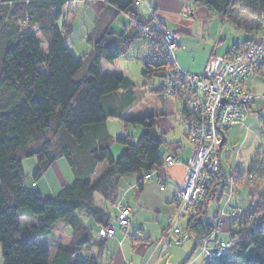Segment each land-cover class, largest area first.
<instances>
[{"label":"trees","instance_id":"1","mask_svg":"<svg viewBox=\"0 0 264 264\" xmlns=\"http://www.w3.org/2000/svg\"><path fill=\"white\" fill-rule=\"evenodd\" d=\"M69 1L0 0V9L9 14L7 21L0 16V24L6 30L2 28L4 32L0 39L2 264H100L96 258L79 260L74 257L80 249L89 252V244L101 255L106 242L105 238L100 237L94 241L91 229L76 214L83 212L100 228L108 227L112 223L111 216L97 204V196L115 205L118 178L142 173L137 181L141 190L145 175L156 171L159 179L164 176L165 155L161 153V148H167L174 157L180 150L179 143H166L155 132L152 115L121 119L125 127L131 125L143 129L136 141L127 135L114 139L106 128L107 121L118 116L106 112L103 98L119 89H129L130 81L124 75H103L100 62L102 59L113 62L132 40L143 37L141 24L146 19H141L134 5L135 0H103L127 15L129 21L133 20L122 34L106 29L98 38H87L93 52L84 72L83 58L76 57L65 45L72 33L71 26L57 23L60 8L70 5ZM87 1L90 0L78 3ZM190 1L204 6L220 21L232 20L240 11L255 21L264 20V0ZM8 3L13 7L10 8ZM19 4L24 8L17 13ZM34 28L39 30L41 39L32 33ZM43 43H46V50L41 48ZM148 45L153 49L151 44ZM158 49L161 53L142 63L141 75L146 81L161 79L162 83L152 91L162 93L172 61L161 45ZM180 92L185 93L183 89ZM114 142L125 147L117 160L112 159L110 152ZM31 144H35L33 150L21 156L20 152ZM224 144L225 138L223 147ZM222 151L219 153L220 160ZM30 156L38 160L39 167L33 175L34 179H38L57 158L64 157L73 174L72 182L61 186L55 197H45L25 187L22 158ZM102 163L106 164V168L94 176L96 167ZM234 173L237 174L234 175L236 182L245 175ZM247 174L253 178L258 172L251 166ZM258 176L262 184L261 193L253 202L249 201L242 216L229 217L239 227L237 231L229 229V253L212 260L205 255L206 264H228L233 253L231 241L234 239L238 242L235 257L241 264H264V223L260 227L249 225L258 215L264 216V170ZM226 186L228 183L220 163L203 202L186 217L185 230L191 233V239L194 237L191 254L198 245L208 248L206 242L214 235L218 225L215 217L213 221L209 219L208 205L220 199ZM25 208L36 217V222L24 228L23 232L19 217L20 211ZM60 220L70 225L72 238L66 248H58L50 262L48 251L38 244L37 239L51 235ZM216 245L220 244L216 242L208 249Z\"/></svg>","mask_w":264,"mask_h":264},{"label":"crops","instance_id":"2","mask_svg":"<svg viewBox=\"0 0 264 264\" xmlns=\"http://www.w3.org/2000/svg\"><path fill=\"white\" fill-rule=\"evenodd\" d=\"M144 2L145 0L140 1L138 6L136 7L139 14L140 4ZM80 5H85V7H81ZM148 8V10L155 11L157 16L158 14H161L160 17L158 16V18L163 26L168 29L170 28V26L169 24H166L167 21H178L182 16H187L183 13L184 10H187L186 7H183L181 14L179 5H173L169 10L166 7V4H159L158 0H156L154 8H152L151 6H149ZM60 11L61 14L57 23H67L72 28L71 36L66 41L65 45L67 44L70 48L74 49V51L81 54L83 59L88 58L89 63L91 61L93 52L92 45L90 43L88 45H85L81 40V37H84L86 35L91 39H95L101 36L106 29H111L113 31V22L118 19L121 14L125 15L124 13L117 11L113 6L105 3L103 0H90L72 6L64 5L60 8ZM85 13H87L91 18V25L89 26V28H87V30H84L82 28L84 25L82 17H85ZM211 14L212 15L210 16V20L212 21V24L209 27V32L211 33L212 37V42L209 43L211 46L207 47V45H205L204 49V45H202V49L194 50L192 46L181 39L182 35H179L178 48L175 52V63L188 72L202 73L206 63L212 56L222 55L227 53L232 48H241L250 44L251 42H256L262 35L264 29L263 21H255L251 16L243 11H240L236 16H233L232 20L225 21L218 20L213 12H211ZM140 17L142 18L143 16L140 15ZM229 23L233 24L232 31L225 30V26H227V24ZM170 25H172V23ZM32 33L36 38L41 39L39 37L40 32L38 29H32ZM75 37H78L77 41H75ZM42 46L46 48V43H43L41 45V48ZM116 60H114L113 62H107L102 59L100 62L101 72L103 71V61L106 62V64H108L109 67L113 70ZM113 75L121 74H108L105 76ZM122 75L126 76L129 79L131 89H119L118 91L104 97L103 107L106 112L118 116L119 119H131L134 117H125V114H123L122 111L129 108L133 104L136 96L140 93H138L137 90L134 89L132 75L127 71L123 72ZM256 76H259L264 80V67L256 72L250 79L252 80ZM248 85L250 90L254 93L251 85L249 83ZM152 90L150 92L156 93ZM180 91L181 90L175 92L174 95L183 98L185 101V106L183 107L185 108V111H183L182 108V114L189 127L191 117L188 113L186 104L188 95ZM136 93L137 95H135ZM259 99L260 98H258V100ZM251 109L252 106L248 111H251ZM239 126H232L226 131L225 144L228 139V135H230L233 130L238 129ZM106 128L109 133L108 121L106 123ZM142 132L143 129L141 127L130 125L128 128L124 126V132L121 136L115 137L110 133L109 134L114 139L127 135L133 141H135ZM179 146L180 150L178 151L176 157L180 162L171 165H165L164 176L161 179L157 177L156 171L150 174L149 179L142 178L141 190L138 189L137 181L140 176H142V173L134 175L135 178H132L133 175H129L117 179L116 200L118 201V203L127 206L131 212V225L126 231L121 230L115 223L116 209L114 205H112L109 201L104 200L102 197L97 196V202L100 204L99 206L106 210V212H108L111 216V225L115 227V235L111 238L106 239L105 250L101 255L97 254V250L94 246H92V244H89L87 246L89 248L88 253L93 257V259L96 258L100 264H170V254L168 255L169 257H165V255L168 249L172 248L171 246L174 245H164V233L170 227L173 216L176 214V203L174 201V195L178 191L184 177L186 161L190 156V152L192 149V146L190 148L182 147L181 144H179ZM124 149L125 147L123 145L114 142L110 147L112 159L117 160ZM161 149L162 150L160 151L164 155L171 153V151H169L167 148L163 147ZM222 149L224 150V147ZM105 168V163L99 164L94 171V176L102 172ZM222 172L225 176V179L226 176L228 177L231 175L227 174L223 168ZM234 175L237 174L233 173L232 176L234 177ZM233 177L232 179L230 178L228 180V182H231H229L228 186L225 187L227 193L224 191L220 199L217 200V202H214L218 204V213L215 215L217 217V223L219 213L220 216L225 215L229 218L228 213L232 209L243 208L241 205L230 206L228 203L230 202L231 198L235 197L244 202L245 205H248L249 203L246 191L243 195L233 193V188L238 187L237 184L243 182L242 180L241 182L239 181L236 184ZM235 192L237 193V191ZM76 216L87 227L91 229L94 241H98L99 239L97 237V231L100 229V226L96 224L89 216H86L83 212H78ZM182 218L183 217H181L180 219ZM35 222L36 217H28L27 221L22 223L24 225L22 230L34 224ZM52 236L57 238V240L55 239L51 242L47 239H44L45 237L37 239L38 244L43 249H46L48 251L50 262L56 254L58 248H66L69 245L72 238V229L66 221L60 220L57 222ZM211 238L212 236L206 243L207 245L210 243L212 247L216 243V239L214 242H212ZM193 241L194 237L190 241L185 242L184 245L188 248L189 246H192L193 249Z\"/></svg>","mask_w":264,"mask_h":264},{"label":"rangeland","instance_id":"3","mask_svg":"<svg viewBox=\"0 0 264 264\" xmlns=\"http://www.w3.org/2000/svg\"><path fill=\"white\" fill-rule=\"evenodd\" d=\"M135 1H134V5L135 7H137ZM140 1H144V0H140ZM155 2L156 0H145L144 3L140 4V15L143 16L142 18L146 19L143 20L144 22L142 24L149 22L148 18L150 12L148 10L149 9L148 7L151 6L152 8H154ZM158 2L159 4H166V7L169 10L172 8L173 5H179L180 13L183 7H186L188 11L184 10L183 13L184 15L187 16H182L178 21H172V22L167 21L166 24H169L170 26L169 29L176 31L179 35L181 34L182 35L181 39L187 42L190 46H192L194 50L202 49V45H204V49H205V45H207V47L211 46L209 43L212 42L211 41L212 37H211V33L209 32V27L212 24V21L210 20V16L212 14L208 9H206L202 5L195 4L190 0H158ZM77 4L79 3H76V5ZM7 5L10 8L13 7V4H7ZM72 5L75 4H70L69 6ZM80 6L85 7V5H80ZM23 8L24 7H22L19 4V6L16 7V12L18 13L19 11H22ZM151 11L156 15L155 11L153 10ZM1 15L4 16L3 20L7 21L6 18L9 17V14H7L5 11L2 12V10L0 9V16ZM160 15L158 14L159 17ZM158 16L156 15L157 19L159 20ZM82 20L84 22L82 28L84 30H87V28H89V26L91 25V18L88 16L87 13H85V17H82ZM131 20L133 19H130V22ZM159 22L161 26H163L160 20ZM171 23L172 25H170ZM128 24H130L129 18L126 15L121 14L120 17L113 22L112 29L116 34H122L123 29L128 28L129 26ZM3 27L4 26L0 24V39H1V35H3V32L6 31L4 27V31L2 32ZM225 30L232 31L233 24L232 23L227 24V26H225ZM39 37L41 38L40 35ZM87 38L88 37L86 35L84 37H81V40L85 45L89 44ZM75 39H76L75 41H77L78 37H75ZM148 44H151L153 49H151ZM159 45L160 44H158V42L147 40L146 36L143 34V37H138L132 40L130 45L127 46L123 52L119 53V57L114 64L113 70L109 67L108 64H106V62L103 61L102 74L122 75L123 72L126 71L130 73L132 75V82L134 85V89L137 90V92L140 94L137 95L136 93L135 95L137 96L133 104L129 108L122 111L123 114H125L124 116L137 117V116L152 115L154 116L155 132L161 135L166 143H179L181 144L182 147L190 148L192 144L189 141L187 135L188 124L184 120L182 114V108L185 106L184 99L178 97L177 95H174L175 93L171 95H167L165 93L166 81H164V90L162 93L150 92L153 88H156L162 83L161 79L153 78L149 81H146L141 75L143 70L142 63L158 55V53L160 52L158 49ZM66 46L70 50V52H72L76 57L82 58L81 54L74 51V49L70 48L67 44ZM42 49L46 50L44 46H42ZM0 51H1V45H0ZM88 64H89L88 58L83 59V69H82L83 72L86 71ZM172 67H173V63H172ZM194 74H200V73L198 72ZM248 83L251 85L256 95L259 96L261 95L260 99L255 100V102L252 104L251 111H245V116L243 118L242 124L238 127V129L233 130L230 133V135H228V139L224 146V150L222 151L221 154L220 163H221V168H223L227 174H231L228 177L226 176L225 179L226 182H228L230 178L232 179L233 177L232 174L234 173V171L238 173H243V172L245 173V175L242 177L243 182L237 184V182L239 181L237 182L235 181L238 187H234L232 191H234L233 193L235 194H242V195L246 191L249 201L253 202L252 200L256 199L257 194L261 193L262 184L260 182V178L258 174L259 172L264 170V96H263L264 80L261 77L256 76L252 80L250 79ZM179 90L181 89L177 87L176 91ZM141 93L143 96L141 95ZM186 104L188 110V104H189L188 100H186ZM129 126L130 125H127L126 128H128ZM108 130L112 136L115 137L121 136L124 132L123 121L119 118H110L108 120ZM34 147L35 144L29 145L26 149L20 152V155L24 156L26 153L31 152ZM251 166H253L255 170L258 172V174H256L255 177L253 178L248 177L247 174ZM38 167H39L38 160L35 156L22 158V169H23V173L26 176L24 186L29 188L30 190L38 191L42 196L55 197L58 191L60 190L61 186L69 184L73 180V174L71 172L68 162L64 157L57 158L55 162H53L51 166L47 168L38 179H34L33 175L37 171ZM132 178H135V176L133 175ZM224 191L227 193L226 188L224 189ZM235 191H237V193ZM117 204H119L118 201L114 205L116 209L115 219L119 210L117 209ZM228 204L230 206L241 205L243 208L247 207V205H245L244 202L240 201L235 197L231 198ZM98 205L100 204L98 203ZM243 208H239L241 209L240 212L241 216H242V211L244 210ZM233 210L235 209H232L231 211ZM230 212L228 213L229 217H230ZM217 213H218V204L211 202L208 205L209 219H211L212 221H213V217H215L214 220L217 219V217L215 216ZM28 217H34V216L30 214L28 209L26 208L22 209L20 211V217H19L21 228L24 227L22 223L26 222ZM247 217H249V215ZM263 218L264 216L260 214L256 217L255 220L251 221L249 225H255L256 227H260L264 223ZM186 223H187L186 217L180 219L178 225L179 228L185 230ZM229 229L237 231L239 227L236 222L232 223V221H230L228 217H226L225 215L220 216L219 213L218 225L214 235H212L211 238L212 242H214L216 239V242L218 244L228 243L230 241ZM98 231H97V235H98ZM44 239H47L48 241L51 242L54 241L55 239L57 240V238L53 237L52 234L45 237ZM106 239L108 238H105V240ZM231 242L233 244L232 245L233 253L229 257L228 264H241L240 261L235 257V252L236 249L238 248L237 245L238 242L236 239L232 240ZM171 247L172 248L168 249L165 255V257H167L170 254V257L168 256L170 259V264H206L207 263L205 252L203 251L204 245L202 246L198 245L192 254H191L192 246H189L188 248L183 244L182 246H171ZM207 247L208 248L211 247V244L209 243ZM74 257L79 260H93V257L89 255L86 250H81V249L75 253ZM0 263L2 264L1 258H0Z\"/></svg>","mask_w":264,"mask_h":264},{"label":"built area","instance_id":"4","mask_svg":"<svg viewBox=\"0 0 264 264\" xmlns=\"http://www.w3.org/2000/svg\"><path fill=\"white\" fill-rule=\"evenodd\" d=\"M81 0H71L76 4ZM140 0H136L138 6ZM149 22L141 29L147 40L158 42L167 52L173 63L165 79V93L171 95L177 87L188 95V112L191 117L187 135L192 144L190 156L186 161L184 178L174 195L176 214L170 227L164 233V245L182 246L192 238L191 233L178 226L181 217H188L203 202L206 191L220 167L219 153L223 148V138L232 126L242 124L245 111L251 108L259 95L253 93L248 80L264 67V31L258 42L243 48H236L224 55L212 56L202 73L188 72L175 63L179 34L161 26L156 15L149 10ZM264 26V20H263ZM264 96V95H263ZM171 154L164 157V164L179 163ZM149 174L145 179H149ZM117 226L126 231L131 225L130 209L117 204ZM241 209L230 212L237 216ZM115 234V227L110 225L98 231V237L110 238ZM230 244L216 245L203 250L207 259L212 260L229 253Z\"/></svg>","mask_w":264,"mask_h":264},{"label":"water","instance_id":"5","mask_svg":"<svg viewBox=\"0 0 264 264\" xmlns=\"http://www.w3.org/2000/svg\"><path fill=\"white\" fill-rule=\"evenodd\" d=\"M223 140H224V138H223Z\"/></svg>","mask_w":264,"mask_h":264}]
</instances>
